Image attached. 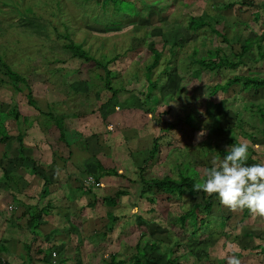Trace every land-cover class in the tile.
I'll use <instances>...</instances> for the list:
<instances>
[{
	"label": "rangeland",
	"instance_id": "374dc122",
	"mask_svg": "<svg viewBox=\"0 0 264 264\" xmlns=\"http://www.w3.org/2000/svg\"><path fill=\"white\" fill-rule=\"evenodd\" d=\"M232 1L237 0H0V57L11 71L25 78L33 94L37 90L40 108H43L42 102L47 100L46 94H49L48 91L41 93L40 90L53 71L56 70L57 78H60L57 91L61 92L63 88L60 85L63 86L64 81L70 88L77 84L73 95L66 97V110L71 109L82 117L83 123L92 125L89 126L91 129L95 123H101L98 129L104 133V136L98 133L96 145L90 137L83 138L80 143L85 142L95 153L104 152L110 157V166L121 171L119 173L125 177L135 179L138 168L142 166L147 177H173L175 167L187 163L195 169L198 179L202 180L205 169L212 166V160L223 159L220 151L229 147L226 143L228 129L233 130L237 143L249 144L256 163H264V128H261L257 118H249L250 112L255 111V104L264 103V90L243 91L237 85L230 87L224 94L210 95L207 89V86L232 76L264 74V60L255 61L257 58L252 52L243 55L242 64L233 70L222 69L215 75L203 72L199 76L194 73L197 66L190 62L192 55L205 59L206 50L216 46L224 55L238 53L239 39L248 30L263 32L259 44L264 47V12L258 10V20L253 25L248 22L252 10L236 6L223 9V5ZM252 2L260 5L262 0ZM145 5L149 9H145ZM148 11L152 12L151 17L146 16ZM203 13L215 21L213 28L226 40L225 43L204 28L194 33L188 30V17ZM237 22L246 24L242 34ZM63 37L81 46L89 56L100 62L120 55L109 66L116 70L115 77L110 81L112 87L123 88L117 98L110 101V94L101 90L99 81L93 76L97 70L91 62L68 57L61 49V45L66 42ZM162 40L166 47L152 69L150 79L158 80L164 68L167 75L161 77L159 88L153 93L152 101L148 102V105H153L156 100L158 102L153 114H144L139 103L146 87L143 68L150 62L148 45L153 42L159 48ZM170 45L173 46L171 52ZM0 78L6 81L1 75ZM53 82L55 85L56 82ZM0 87L7 89L6 86ZM99 115L105 116L103 122L98 121ZM186 115L187 125L182 122ZM238 119L242 121L240 128L235 127ZM166 126L168 128L165 130ZM256 127L260 128L261 133ZM240 130L248 135H241ZM201 131L204 135L198 138L197 134ZM154 137L158 138L156 161L143 165L146 151ZM93 145L97 146L96 149H93ZM63 153L66 155L67 151ZM85 168L91 171L90 162ZM184 169L181 171L187 176L193 174V170ZM99 183L100 186L89 188L91 201L93 196L101 198L112 195L118 189H123L126 195L120 198V205L113 210L120 220L113 224L110 235H101L106 230L104 226L99 229V233L92 235L88 232L89 225H85L84 233L80 231L72 234L69 242L63 244L64 247L56 245L55 249H51V242H62L61 236L54 235L49 241L50 238H43L46 229L41 226V238L34 241L31 250L40 246L45 255L49 252V260L55 264L60 260H64V264H102L110 252L116 260H127L136 254L134 246L138 244L140 248L143 247L150 264H160L165 253L174 250L173 241L177 240L176 256L189 252L192 254L184 264H227L226 257L235 253H240L238 259L241 264H264L258 251H248L249 241L242 239V234L248 230L264 240V217L255 216L247 209L231 211L214 195L210 198L212 209L207 216L209 223L204 232L209 235L199 229L197 238H191L188 228L185 227L181 232L175 219L194 204H198L197 217H204L199 195L184 194L178 200L171 199V202H166L164 196H155L156 212L146 215L144 207L132 208V211L126 209H131L129 203L134 204L140 192L139 185L120 178H109ZM152 195L153 191L145 194ZM8 199L7 196L0 198L1 215L5 211L9 212L6 210ZM97 204L89 208L87 223L91 219L103 218L106 209L99 202ZM9 213L12 215L13 211ZM17 214L14 212L15 219H8L18 222ZM97 215L101 217L94 218ZM131 220L141 227L136 229L134 225L131 228L133 231H129L127 226ZM145 220L152 223H146ZM221 222L222 226L219 225ZM1 225L3 223L0 222V238L7 239L9 230L7 228L4 233ZM21 230L24 235L19 241L28 243L30 236L26 237V231ZM12 237L5 246L8 254H1L0 257L10 264H20L22 254L17 256L14 253L15 240ZM150 239L158 240L162 245L150 252L147 243ZM77 242L80 248L75 252L74 245ZM193 254L200 259L195 260Z\"/></svg>",
	"mask_w": 264,
	"mask_h": 264
},
{
	"label": "trees",
	"instance_id": "16d2710c",
	"mask_svg": "<svg viewBox=\"0 0 264 264\" xmlns=\"http://www.w3.org/2000/svg\"><path fill=\"white\" fill-rule=\"evenodd\" d=\"M95 1L100 2L101 0H95ZM145 6H146L145 9H149L148 8L149 6L147 5ZM234 6L238 8L246 7L248 10L250 11L252 10L250 12V19L248 20V22H250L253 25L256 24V21L258 20V17H257L258 10L260 9L264 12V0H262V3L260 5L254 4L252 0L232 1L230 3L223 5V9L224 8L230 9ZM151 13L152 12L148 11L146 13V16L151 17L152 16ZM187 23H188L187 28L189 31L192 30L191 31L192 33H194L196 30L204 28L208 31V33L212 34L215 38H219L221 42L225 43L226 41L220 35V33L217 32L213 28L215 21H213L210 18V16L204 13L196 17L189 16ZM237 25H238V28L240 29L239 30L240 33L243 32V30L246 27V24L243 22H237ZM262 33L263 32L261 31L254 32V31L248 30L246 34L241 39H239L240 43L238 47V50H239L238 53L230 52L229 55H224L223 53H221L220 49L216 46V48L206 50L205 59H198V58H195L194 55H192L190 57V62L197 66L195 70L196 72L194 73H197L198 76L200 74H203V72L208 73L209 75H215L214 73H219L222 69L223 70L225 69L233 70L238 65L242 64L241 58L243 57V55L250 54L252 52H254L255 58H257L255 61L264 60V47H262L259 44V41H260L259 37L260 36L262 37L261 35ZM160 43H161L159 45L160 47L156 48L153 42H150V44L148 45V51L150 53V60H149L150 62L147 63V65L143 68L146 87H145V91L143 92L141 96L142 98L140 100L139 107L140 109L142 108L141 111L144 114H149V115L153 114L154 107H156L155 105H157L158 102L156 100V102L153 105H148V104L153 99V93L160 86L159 80L161 79L162 76L167 75V71L164 68L161 71V74L159 73L161 76L159 75L158 80L152 81L150 79L151 71L157 65L159 58L161 56V53L163 49L166 47V43L164 40L160 41ZM172 47L173 46L170 45L169 47V49H171L170 52L172 51ZM61 49L71 59H77L82 62H91L95 70H97L96 72L97 74H94L93 76L99 81L101 85V90H105L106 92L110 94V101L117 98V94L123 88L122 87H119V88L112 87L110 81L113 77H115L114 72H116V70L115 69L112 70L109 66L113 62H115L116 59L120 57V55L113 56L106 61L100 62L92 58L91 56H89L81 48V46L73 44L70 40H67L64 44H62ZM0 75L1 77H4L6 79V81H4L0 78V85H9L11 90L15 94L16 101L24 99L26 105H28L29 107L37 111V108L31 99L30 88L27 85L25 78L20 76L14 71H11L9 69V66H7L3 62L1 57H0ZM237 85H240L243 91H247V90L256 91L259 89L264 90V74L259 73L257 75L232 76L222 82L218 81V82H215L211 86H207V89L209 90L210 95H216L217 93L224 94L230 87L237 86ZM19 86L22 87V90L19 88ZM60 86L63 89L68 88L74 92L77 84L73 87L74 89L70 88V85L68 86L65 83L63 84V86L62 85ZM13 105H15V103H13ZM246 109L247 108L245 105V110ZM250 113L251 114L249 115V118L250 116L257 118V121L259 122V125L261 126V128H264V103L257 102L255 104V111H251ZM163 114H166V112H164ZM47 116L52 121V123L54 124L55 128L58 131V141L63 142V135H62L63 116L53 115L51 113H47ZM187 116L188 115L184 116L182 120V122L185 125L188 124L187 120L185 119ZM241 124H242V121L238 119L235 122V127L240 128ZM167 128L168 126L165 127V130ZM255 129L259 133H261V130L259 127L258 128L256 127ZM227 132H228V137L226 140L227 145L229 147H231L232 145H239V143H237L236 141V138H235L236 136L234 135L233 130L228 129ZM240 133L241 135H244V136L248 135V134L243 133L241 130H240ZM249 135H252V134H249ZM7 140H8V137L3 136L0 131V143H3ZM15 142L17 145V152L22 155L23 149L21 146V141H20L19 136L15 137ZM225 154H226V150L220 151V155L222 158ZM67 155H69L68 152H67ZM157 155H158V138L154 137L151 140L149 149L146 151V159L143 160L142 162L143 165H146L148 162H151V161H156ZM94 161H95L94 162V172L95 173L94 175L91 176L94 182L97 183L102 176H107L111 178H120L122 180H126L128 183L137 184L140 186V190H139L140 192L135 199L133 208L139 209V208L144 207L143 211L146 215L148 214L152 215L153 213L156 212L155 206H156L157 199H155V196H159V195L164 196L165 197L164 200L166 202H171V199L178 200L184 194H187L190 196L199 195L202 200L201 212L203 213L204 217H201V218L197 217L196 210L198 208V204H194L192 207L180 213L176 217L175 220L181 232L183 231L185 227L188 228V233L191 238H197L199 229H203L202 233L206 231L207 224L209 223V221H207V216L209 215L212 209L210 198L213 197L214 195L209 196V195H206V193H204L203 191L194 190L193 186L196 183H198V181L202 182L204 178H202V180L198 179V174L192 166L188 165L187 163L181 164L179 167H175V171H176L175 176L172 177L169 175H164L160 178H153V177L145 176V173L143 170L144 166H142L138 168L135 179H130V178L125 177L122 173H119L118 171H116V169H114L113 167L105 169L99 160H94ZM247 163L249 165L256 163L255 154L251 149H249V158H248ZM31 165H33V163H31ZM182 168L193 170V174L190 172L191 173L190 176H193V177L191 178L190 176H187L184 172H182L181 171ZM33 174H36V172L34 171ZM5 177L6 179H4ZM17 179H18L17 175H14L13 177V175L6 174L1 169L0 185L4 187L6 190L9 188L11 190H14V187L10 185H13L14 181H16ZM86 188H87V192L91 193L89 186H86ZM151 191H153L154 195L145 196V194ZM44 195H45L44 190H41L37 196V200H39L40 202V200L43 198ZM122 196H125V193L120 190H117L112 195L103 196L101 198H97L93 196V201L90 204H87L86 207L91 208L95 203L97 204L99 202L106 209V212L102 219L101 218L96 219V220L91 219L89 220L88 223L86 221L85 223L86 225L90 224L92 226L89 229V231H93L92 232L94 233L93 235L99 233V229L103 226L106 230L101 232V235L103 237L110 235L113 229V224L120 220V217L113 214V210L118 205L120 197ZM12 203L20 205V203L14 200L13 197H12ZM20 206L22 207L23 210L18 218V222H16L13 225L16 229H20V230L21 228L24 229L27 232V234L30 236V241L28 243L21 244L20 250L22 252V260L20 264H33V263L55 264L54 262L49 260V255H48L49 252L45 255L40 246H36L33 251L31 250L34 241H36V239L39 237V229L44 224V222L41 220V217L47 216L48 213H50L49 204L46 203L44 206H41V207L37 204L35 205L21 204ZM128 218L131 219V216H129ZM132 221L133 220H131V223H129V226H127L128 224L126 225L127 227H129V231H133L131 230V228H134V225H136L135 226L136 229L141 227V225L137 223L133 224ZM147 222L152 223L151 221H146V223ZM219 225L222 226L223 223L221 222ZM53 232H54L53 230L49 231L48 234L43 236V238H46V239L50 238L49 241H51ZM204 234L207 236L209 235L208 232ZM242 239L246 240V242L249 241L248 245L250 244V246H248L247 248L248 251L253 252L257 250L258 254H260L262 258L264 259V240L263 239L261 240L258 234H253L251 233V231L247 230L246 232L242 234ZM147 243H148V250L150 252L155 251L158 246L162 245L160 241L158 240L155 241L152 239L147 240ZM50 245H51L50 246L51 249H55L56 242H51ZM173 246H174V250H168L163 256L164 259L162 260L160 264H184L186 262L187 257L192 255L189 252V253H184L182 255L176 256L175 252L178 249L177 240L173 241ZM78 248H80V243L77 242L74 245V251L77 252ZM134 248L136 250V254H137V255L135 254L136 256L133 255L127 260H116L115 255L110 252L108 255H106L105 259L101 263L102 264H125L126 262H129L130 264H150L149 259H147V257L145 256L143 247L140 248L139 245L137 244L134 246ZM1 254L6 255L8 253H7L6 247L0 240V255ZM233 255H235L237 258L241 256L240 253H235ZM192 257L197 261L200 259L198 255L196 254H193ZM64 263H65L64 260H60L58 264H64ZM0 264H10V263L3 260L0 257ZM218 264H222V262H219Z\"/></svg>",
	"mask_w": 264,
	"mask_h": 264
},
{
	"label": "crops",
	"instance_id": "0c3cea01",
	"mask_svg": "<svg viewBox=\"0 0 264 264\" xmlns=\"http://www.w3.org/2000/svg\"><path fill=\"white\" fill-rule=\"evenodd\" d=\"M57 76L56 70L53 71V74L49 76L48 82L44 83V87L40 90L41 93L49 92V94L45 93L47 100L42 102L43 108L38 105L40 101L38 94H36L37 90L33 94L29 87L31 99L37 111L26 105L24 99L16 101L15 94L9 85H2L6 86L7 89H1L0 87V91H3L0 96L2 97L0 98V131L3 136L8 137L7 141L0 143V168L6 174L13 175V177L14 175L18 176L13 185H10L14 187V190L10 188L6 190L0 185V198H3V196L9 198L6 210L10 207L11 209L8 211H13L12 215L9 212L6 213V211L4 215L0 214V218L4 217L0 220L3 223V226H1L4 233L7 228L9 230L8 238H2V240L0 238V240L6 246L12 235L15 240L14 253L17 256L22 254L20 248L24 242L22 243L19 239L21 240L24 233L22 230L16 229L13 225L16 222L9 220L8 217L15 219L14 212H17L16 218H19L23 210L20 206L21 204H37L40 207L46 203L49 204L50 213L41 217L44 222L42 226L45 227L46 234L53 230V236L60 235L63 243L59 242L56 245L64 247L63 244H67V241L69 242V237L72 234L80 231L84 233L86 217L89 218L90 215V209L86 206L92 201L89 198L91 193L87 192L83 181L85 178L94 175V160H99L105 169L111 167L108 163L110 157L104 152L95 153V150H90L85 142L83 143L82 141L80 143L83 138L90 137L94 142L93 144L96 145L97 142L95 140L98 139L99 135L104 136L103 130L98 129V125H101V123L98 125L95 123L91 129L89 126L92 125L83 123L82 117L73 113L71 109L66 110L67 106L65 104L68 102L66 97L73 95V92L68 88L61 90L64 94L57 91V84L60 82V78H57ZM53 81L56 82L55 85H53ZM63 83L68 85L65 81ZM47 113L63 116V142L58 141V131L48 118ZM99 116L98 121L103 122L105 116ZM16 136L20 137L23 149L22 155L17 152ZM62 145L64 146L63 149L61 148ZM96 147L94 146L93 149H96ZM63 151L65 153L67 151L69 155H65ZM89 162L91 171L85 168L89 166ZM34 171L36 174H33ZM109 178L111 177L102 176L97 182L98 185L100 186L99 182L101 180L105 181ZM41 190H44L45 195L39 202L37 196ZM118 190L123 191V189ZM12 197L20 205L12 203ZM123 197L120 198L122 199ZM121 199L117 206L120 205ZM129 204L131 209H126L132 211L134 205L132 203ZM94 205L98 204L95 203ZM96 217H101V215H97L94 218ZM90 228L91 225L89 224ZM88 232H91L90 234L92 235L94 234L92 233L93 231L88 230ZM25 235L29 237L27 232ZM74 237L78 239V236L74 235Z\"/></svg>",
	"mask_w": 264,
	"mask_h": 264
},
{
	"label": "clouds",
	"instance_id": "9594fccd",
	"mask_svg": "<svg viewBox=\"0 0 264 264\" xmlns=\"http://www.w3.org/2000/svg\"><path fill=\"white\" fill-rule=\"evenodd\" d=\"M203 135L201 131L197 137ZM248 158L247 142L228 147L222 160H212V166L204 171V180L196 183L194 190L216 195L231 211L246 208L251 214L264 217V163L249 165ZM226 261L241 264L235 255L226 257Z\"/></svg>",
	"mask_w": 264,
	"mask_h": 264
},
{
	"label": "built area",
	"instance_id": "2783aa9c",
	"mask_svg": "<svg viewBox=\"0 0 264 264\" xmlns=\"http://www.w3.org/2000/svg\"><path fill=\"white\" fill-rule=\"evenodd\" d=\"M83 184L85 186L94 187V188L99 186L98 183L94 182L91 177L85 178V180L83 181ZM7 209L10 210L11 208L8 207ZM51 257H54L53 253H51Z\"/></svg>",
	"mask_w": 264,
	"mask_h": 264
}]
</instances>
